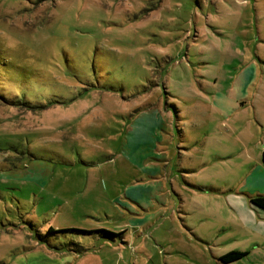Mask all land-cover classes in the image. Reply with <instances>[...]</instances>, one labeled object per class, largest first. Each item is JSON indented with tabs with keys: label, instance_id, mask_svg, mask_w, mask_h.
I'll return each mask as SVG.
<instances>
[{
	"label": "rangeland",
	"instance_id": "1",
	"mask_svg": "<svg viewBox=\"0 0 264 264\" xmlns=\"http://www.w3.org/2000/svg\"><path fill=\"white\" fill-rule=\"evenodd\" d=\"M252 64L250 94L264 106V0H0V264H217L175 228L190 229L179 214L190 202L214 203L190 190L186 159L171 160V179H152L166 174L158 151L143 161L125 143L158 110L166 140L202 127L212 143H231L220 137L230 130L261 140L244 121L257 120L255 105L231 119L205 106ZM244 154L223 171L242 168ZM244 200L215 202L225 252L264 244ZM263 259L260 249L227 264Z\"/></svg>",
	"mask_w": 264,
	"mask_h": 264
},
{
	"label": "crops",
	"instance_id": "2",
	"mask_svg": "<svg viewBox=\"0 0 264 264\" xmlns=\"http://www.w3.org/2000/svg\"><path fill=\"white\" fill-rule=\"evenodd\" d=\"M251 67L252 71L249 69H242L240 71L228 95H221L219 92L215 91L212 93L211 104L207 103L205 106L217 112L221 119H231L237 116L240 109V111H244L255 105L258 111L256 115L257 120L251 116L247 117L248 119L244 121H246L245 126H250L251 129L254 130L260 126L257 130L261 140L255 136L252 137V131L250 130H234V133L233 130H230L221 132L220 137L226 140L227 138H233L231 143H212L210 137L213 132L209 127H202L199 131L191 130L189 137H186L183 130V135L180 137L178 143L176 142L175 135L170 132L166 140L159 134L161 123H163L164 120L166 121V119L160 110H152L156 111V115H153L154 120H151V118H142L137 122L134 121L136 123L135 127H132L133 129L130 128L128 131L129 134L131 133L132 138L130 140L127 139V143H125V145L130 147L131 151L134 153L138 152L141 158L142 154H145L146 156L142 158L143 161L151 160L147 157L148 152L144 149L150 151L148 147L151 146L153 150L158 151V160L155 161L158 165L161 164L163 169L164 166L166 167V174H162L160 178L152 179L164 181L171 179L173 175L171 160L175 162L177 158L182 161L183 158L186 159L179 167H181V169L185 168V170L182 171L190 175V179L198 181L195 182V186H191L190 190L207 194L208 197L213 199L214 203L200 206L199 204L193 203V201L190 202V204H192L190 205V210H186L187 212L179 210V214L190 217V229L186 225L182 227V225L179 224H177L175 228L177 230H183L187 234L190 233V240L195 239L197 244H201L205 249L209 248L214 253L217 264H220V257L233 250L228 252L223 251V248L220 247L222 244L218 242L220 236L224 234L225 226L219 225V221L221 220L217 219L218 205L215 204L216 201L220 204H226L229 201V197L233 196L235 204L238 203V205L242 206L246 203L244 199H247L250 203L251 214L253 216L255 215V222L257 225H264V208L256 206L251 202L252 199L258 197L264 198V106L262 101L257 99V96L252 97L250 94L251 92L259 90L260 87V80H257V65L252 64ZM181 97L183 96H180V98ZM148 116H150V114H148ZM181 117L184 118L180 116L178 120L175 121L180 123L182 121ZM170 120L172 121L173 119L170 118L169 121ZM186 122L187 121L184 120V124ZM166 131L168 130H164L163 132ZM137 137L139 139H137ZM248 137H250L251 142L248 140ZM169 138L171 140L170 146L174 149L173 154L171 152H164L165 146L162 145L163 143L166 144V142H169ZM185 139L188 146L183 148L181 145H186L184 142ZM248 149H250V152ZM242 152H245L242 168L225 173L223 168L226 167L227 161H231L232 157L240 156ZM147 165H149V163H147ZM213 169L218 170L211 174ZM176 177L179 178V175ZM143 186L144 184L139 185L137 188H143ZM169 195L170 194L167 195L168 202V199H171ZM141 199L144 200L142 203L147 207V198L144 197V199ZM161 211L162 212L159 214H161V218H164L162 215L167 211L166 205L163 206ZM185 220L184 222H186ZM213 220H216V222L212 224L211 221ZM181 221H183V219H181ZM172 230L175 231L174 228ZM167 235L169 236V233ZM262 241V238L261 240H256L254 242V247H252L249 252L252 253L253 251L264 249V244H261L263 243ZM238 250L247 252L246 248ZM251 253H248V255ZM245 258H247V256ZM262 264H264V259L262 260Z\"/></svg>",
	"mask_w": 264,
	"mask_h": 264
},
{
	"label": "trees",
	"instance_id": "3",
	"mask_svg": "<svg viewBox=\"0 0 264 264\" xmlns=\"http://www.w3.org/2000/svg\"><path fill=\"white\" fill-rule=\"evenodd\" d=\"M263 162H264V153H263ZM251 202L256 206L264 208V198L258 197V198L252 199ZM247 255H248L247 252L231 251V252L224 254L222 257H220L219 261L225 264L233 263V262L242 260Z\"/></svg>",
	"mask_w": 264,
	"mask_h": 264
}]
</instances>
